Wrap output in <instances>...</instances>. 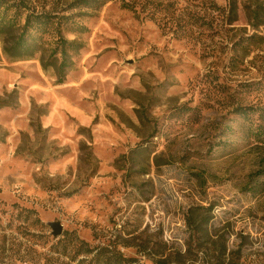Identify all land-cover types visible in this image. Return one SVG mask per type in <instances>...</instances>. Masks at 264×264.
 Listing matches in <instances>:
<instances>
[{
	"label": "rangeland",
	"instance_id": "374dc122",
	"mask_svg": "<svg viewBox=\"0 0 264 264\" xmlns=\"http://www.w3.org/2000/svg\"><path fill=\"white\" fill-rule=\"evenodd\" d=\"M123 1L29 2L81 44L62 83L39 54L9 60L0 38V260L98 262L66 258L62 242L51 250L71 239L72 254L76 238L103 259L151 264L198 244L188 209L210 206L209 241L225 242L234 264H264V146L230 113L264 106V91L245 86L264 88V26L243 2L233 20L227 0ZM153 2L168 10L153 15ZM250 35L259 43L247 46ZM55 39L52 29L43 44Z\"/></svg>",
	"mask_w": 264,
	"mask_h": 264
},
{
	"label": "trees",
	"instance_id": "16d2710c",
	"mask_svg": "<svg viewBox=\"0 0 264 264\" xmlns=\"http://www.w3.org/2000/svg\"><path fill=\"white\" fill-rule=\"evenodd\" d=\"M30 1L31 0H0V38L3 46L2 52L11 61L30 59L36 54H39L42 68L46 70L48 67H53L58 76V83H62L66 69L72 67V57L77 54L78 50L81 48V44L77 43L75 40H67L60 35L59 24L52 23L51 21V17L54 16L52 12L44 8L37 10L35 6L29 4ZM107 1L110 0H74V4L70 7L94 10L99 9L107 3ZM133 1L134 0L126 2V0H124L123 2L126 4L123 6L127 9L133 10L134 8L136 10V2ZM227 1V9L229 15L234 16L233 20H235L238 13L237 8L239 3L243 2L241 8L244 10L250 24L255 28L264 26V0ZM158 9L159 11L168 10L166 6H161L160 2L151 3L150 10L153 11V15L154 13H158ZM141 10H144V7ZM23 12H26V15L23 24H20V18ZM62 16L65 17V15ZM52 29L55 31L56 39L53 47H49L43 44V36L48 31L50 33ZM258 39L259 37L250 35L247 36L245 40H248V46V44L259 43L257 42ZM252 84L245 85H250L247 87V90L251 88V91L254 89L260 93L264 91V88L259 85L253 88ZM230 113L242 119L244 123L243 126H245V140L252 139L253 143L264 146V106L260 107L259 104L253 103L249 105L237 103ZM255 175L263 176L264 168L256 170ZM211 209L212 207L210 206H191L188 209L186 218L187 227L191 229L190 234L201 237L200 241L197 242L198 244L195 246L189 244L184 251L176 247L164 255L162 251L160 252V257L157 256L151 259V264H234L233 259L230 258L231 253L228 252L225 242L219 240L209 241L210 234L206 224L212 217ZM70 241L71 239H58L56 243H51V250L53 249L54 251L55 246H57L59 242H62V254L66 258L70 257L71 260H76L80 256H83L80 261L84 260L85 257H90L94 261L98 257V262L99 259L102 258L100 253L94 254V249H90L83 241H79L76 238L73 241L77 243V245L71 248L73 252L71 254L70 248H68ZM203 241H208L210 245L204 246ZM199 254L202 255V259L200 260L197 258ZM103 261H105L104 264H131L130 261L133 260L125 259L119 254H116L113 257L106 255ZM2 262L3 261L0 260V264H5ZM98 262L92 263L88 260L87 264H98Z\"/></svg>",
	"mask_w": 264,
	"mask_h": 264
},
{
	"label": "water",
	"instance_id": "95a60500",
	"mask_svg": "<svg viewBox=\"0 0 264 264\" xmlns=\"http://www.w3.org/2000/svg\"><path fill=\"white\" fill-rule=\"evenodd\" d=\"M48 225L51 228V233L54 237L60 236L62 234V225L59 221H50Z\"/></svg>",
	"mask_w": 264,
	"mask_h": 264
}]
</instances>
